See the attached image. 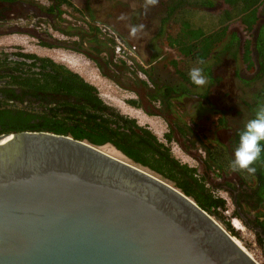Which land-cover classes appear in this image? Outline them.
Listing matches in <instances>:
<instances>
[{
    "label": "water",
    "instance_id": "95a60500",
    "mask_svg": "<svg viewBox=\"0 0 264 264\" xmlns=\"http://www.w3.org/2000/svg\"><path fill=\"white\" fill-rule=\"evenodd\" d=\"M0 264L259 263L148 168L68 135L21 131L0 135Z\"/></svg>",
    "mask_w": 264,
    "mask_h": 264
},
{
    "label": "trees",
    "instance_id": "16d2710c",
    "mask_svg": "<svg viewBox=\"0 0 264 264\" xmlns=\"http://www.w3.org/2000/svg\"><path fill=\"white\" fill-rule=\"evenodd\" d=\"M52 1L53 4L50 5V11L54 8L59 13V9L62 6L74 8L70 0ZM189 1L172 0L165 8V15L161 18L164 21L163 23L169 22L167 29L172 31L171 34L169 33L168 36H165V44L169 47L175 46L179 54L184 58L182 61L185 63L182 69L177 68L175 70L180 80L191 89L197 88L190 83L187 75L189 69L195 65V62L198 59H203L206 62L209 58L219 60L221 55L226 53H231L229 55L234 56L236 52L232 50L240 45L242 47L241 59L244 63L250 67L255 64L253 67L254 74L249 79H245L244 83L248 85H255L256 82L260 83L258 88L251 87L254 91H252L248 100H244L243 119L233 130L229 137L228 145L215 144L211 147H205L207 156L203 164H205L206 171L211 168L228 169L234 150L238 145L240 130L249 119L254 117L257 107L264 104V21L260 25L259 35L254 40L246 38L243 41H240L238 33L234 30L229 32V24L232 20L237 19L245 25L246 32L251 31L258 20V6L264 0H195V3H193L195 6L192 7L195 13L197 10L203 12V8H213L217 2H222L227 6L222 10V13L220 12L221 14L219 13L215 16L216 18L212 17V23L209 25L206 22L209 19H206V17L204 21L188 20L187 15L180 12L184 7H190L188 5ZM57 30L59 33L76 36L77 38L72 41L59 39L55 41V44L46 42H41V44L46 47H62L86 53L88 51L83 43L88 39V41L94 43L90 48L94 50L96 55L90 52L86 54L95 62L104 76L112 78L115 72L124 73L127 71L126 73H131L135 77L136 80L132 79L133 81L135 80V82L143 85L148 84L145 79L138 77L133 71L130 72L129 67L123 60L114 61L111 55L109 56L106 53L103 55L104 50L101 47L103 44L96 38L99 33L97 27L89 25L88 31L77 30L75 33H70L60 27ZM228 36L229 39L226 40ZM101 40H103V37ZM21 56L31 58L37 55L21 53ZM38 58L41 62H45L42 66L47 63L70 73L63 76L69 80L68 82L54 83V86L49 89L54 87L55 89L66 90L69 95L77 97L76 101L63 102L61 103L62 107H46L44 104L41 109L15 108L2 110L0 111V134L21 131H48L68 135L96 146L110 144L129 160L172 182L185 195L191 197L202 209L222 220L223 217L218 208L225 209L226 202L224 198L214 195L212 188L206 185V182H208L206 179L207 173L199 174L195 167L181 163L173 156L169 145L161 141L148 126L138 124L134 118L121 114L115 108L106 104L99 97L96 87L85 81L78 73L54 62L50 57L39 56ZM203 68L205 76L214 81L215 78H213L214 75L210 68L207 66ZM141 71L145 76L149 74L146 68L141 67ZM45 77H51V75H45ZM117 82L121 86L127 85L123 82ZM13 83H15L14 80ZM20 84L33 88L29 82ZM46 85H37L35 88L42 89ZM163 87V90L157 89L154 93L149 94L153 100L161 99L162 104H165L162 108L163 111L171 106V98L177 99L184 94H189L187 93L189 92V87H184L185 89H182V91L175 90L171 85H163ZM149 114L155 113L151 111ZM182 124L176 125V130L174 127H170V131L164 134L166 142H171L174 139L173 134L176 132L182 136L192 134V131ZM254 167L256 168L254 174L237 172L240 177V186L235 187L233 185L232 187L234 191H237L235 203L240 207L244 214L243 217L245 213H252V209L261 207L260 217L255 216L252 220L246 217L249 224L259 227L261 231H254L248 227L243 217L235 209L232 214L239 217L249 229L253 230L256 242L264 250V152L261 153V157ZM222 221L232 235L238 234L235 233L228 220L224 221L223 219Z\"/></svg>",
    "mask_w": 264,
    "mask_h": 264
},
{
    "label": "rangeland",
    "instance_id": "374dc122",
    "mask_svg": "<svg viewBox=\"0 0 264 264\" xmlns=\"http://www.w3.org/2000/svg\"><path fill=\"white\" fill-rule=\"evenodd\" d=\"M25 1L35 3L43 8L51 5V0ZM70 1L76 9H72V7L69 6L60 7L59 13L54 20L55 26L63 28L70 33H75L77 30L88 31L90 23L99 21L102 29H104L103 25L114 29L124 39L136 45L137 54L141 63L133 59V63H135L133 68L135 74L145 79L148 84L143 85L136 83L133 74L126 73L127 71L124 73L115 72L112 78L104 76L95 62L85 53L62 47L43 46L41 42L38 41L37 37L26 32L23 33L18 31L16 33L0 34V53L8 54L22 51L23 53H33L40 57H50L57 63L77 72L85 81L96 87L99 97L106 104L115 108L121 114L134 118L138 124L148 126L161 141L169 145L173 156L181 163H185L190 167H195L199 174L207 173L206 179L208 182H206V185L212 188L211 190L214 195L225 199V209L229 210L231 213V215L228 216L221 212L223 217L222 220L229 221V218L234 217L232 214L234 210L232 197L226 189H222L219 185L224 183V177L235 185H240V177L237 175V172H232L229 168H224L222 170L211 168L206 171L205 164L198 161L197 157H200V159L204 161L207 156L206 150L204 151L202 145L206 148L215 144L222 146L228 145L229 137L233 130L243 119L244 100H248L252 91H254L251 87L258 88L260 86L259 82H256L255 85L244 83L245 79H249L254 74L253 67L255 64L250 67L244 63L241 59L242 47L240 45L232 50L236 52L234 56L229 55L231 53H226L224 55L222 54L219 60L209 58L202 67H209L213 72V78H215V80L213 81L206 77L208 83L202 88L191 89L188 86L189 94L171 100V110L167 112L166 115L170 121L171 119L174 120V123H177V120L183 123L188 122L190 125L194 123L195 128L197 127L198 129V133L194 131V134L182 136L178 135L176 132L173 134L174 139L171 142H166L164 134L170 131L167 122L159 116L147 115L141 108H135L130 105L129 101H138L139 95L135 89L136 87L144 99L147 97L149 98V94L154 93L157 89L163 90V85H171L177 91H182V89L187 87V84L180 80V77L175 71L177 68L182 69L185 63L182 61L184 58L179 54L175 46L169 47L164 42L166 39L165 36H168L169 33L171 34L172 31L171 29H167L169 22L163 23L164 21L161 20V18L165 15V8L172 0H159V3L152 7L147 13H145L142 8L143 0ZM189 2L188 5L190 7H184L180 12L186 14L188 20L204 21L206 17V19H209V21H206L208 23L207 25L212 23V17L216 18L215 16L220 12L222 13V10L227 7L224 3L217 2L213 8H203V12L197 10L195 13L192 9V7L195 6L193 5L195 0H190ZM257 16L258 20L251 31L246 32L244 28L245 25L239 22V20L234 19L229 24V32L234 30L238 33L237 35H239L240 41L246 38L254 40L259 35L260 25L263 24L262 21H264V2H261L258 6ZM38 22L39 23H36V27L40 31H46L57 38L67 36L54 30L55 27L52 28L43 20H39ZM28 24L29 22L25 23V25ZM140 24L145 25L144 30L136 37H132L130 35V27ZM98 32L103 33L101 30ZM99 33L97 34L98 41H101L103 44H101L103 48L101 49L104 50L103 55L106 53L112 57L113 51L111 45L108 44L106 40H101L103 36L101 34L99 35ZM228 39L229 36L226 40ZM86 42V50L96 55L94 50L90 48L94 43L88 41V39ZM141 67L144 69L146 68L149 74L145 76L140 70ZM132 79L135 80L133 81ZM117 81L127 85L121 86ZM137 85H140V87ZM208 96L210 99H208ZM143 102L146 103L145 101ZM140 103L142 104L141 101L137 104ZM146 108L148 107L146 106ZM199 133L205 136L201 137ZM100 149L115 157L130 162L127 157L115 151V148L110 144H104L100 146ZM222 175H224V177ZM212 178L220 179V182L214 181ZM260 209L261 207L252 209V213H245L244 217L251 220L254 219L255 216L260 217ZM241 214L244 215L242 212ZM212 216L226 228L221 219H218L214 215ZM236 218L241 222L239 217ZM245 228L249 236H245L241 230H236L237 228L235 229L234 227L233 229L235 233H238L237 235H232L228 230L227 231L240 240L246 250L254 255L255 260H257L259 264H263L264 250L256 242L253 230L249 229L247 226H245Z\"/></svg>",
    "mask_w": 264,
    "mask_h": 264
},
{
    "label": "flooded vegetation",
    "instance_id": "af4514ba",
    "mask_svg": "<svg viewBox=\"0 0 264 264\" xmlns=\"http://www.w3.org/2000/svg\"><path fill=\"white\" fill-rule=\"evenodd\" d=\"M50 4L51 5L53 4L52 0ZM57 14L58 12L54 8L53 10L50 11V5H48L46 8H43L40 5L25 0H0V34L4 35L8 33H16L18 31L23 33L26 32L37 37L39 42H46L52 44H55L56 43L55 41H58L59 39H64L65 41H72L73 39H76L77 37L68 36V35L63 38H57L56 36L51 35L46 31H40L37 29L36 23H39L38 22L39 20H43L47 22L52 28L55 27L54 30L58 31L57 30L58 27L55 26V22H54V20L57 17ZM27 22H29V24L25 25V23ZM96 22L97 21H93V23H90L91 27H95L94 24ZM96 38L98 39V35H96ZM103 39L106 40V38ZM83 44L84 46H86L87 42H84ZM88 52L86 53L88 54ZM21 53L23 52L18 51L15 53H8V54L0 53V111L7 109L12 110L15 108L41 109L42 105L44 104L46 105V107H57V106L62 107L61 103L63 102L76 101L77 97L73 95H69L66 90H63L61 88L55 89L54 87L52 89H49L52 86H54V83L60 84L63 82H68L69 80L65 79L63 76L69 75L70 74L69 72L62 70L57 66L49 65L47 63L44 64V66H42V64L45 62H41L38 58L39 57L38 55H37L38 57L35 56L28 58L21 56ZM45 75L48 76L51 75V77L46 78ZM13 80L15 83H13ZM22 82H26V83L29 82L30 84H32L33 88L22 86L20 84ZM136 83L141 84L139 82ZM41 84H47V85L45 86V88L42 89L35 88L37 87V85L40 86ZM137 86L140 87V85ZM135 89L138 92L139 99L138 101L130 100L129 101L130 105H132L135 108L137 107L141 108V110L145 112L147 115L161 117L167 122L169 128L174 127L176 130L177 128L176 125L183 123L181 121L179 122L178 120H177L178 123H174V120L171 119L170 121V119L167 118L166 116L167 112H169L171 108L169 107V109H165L163 111L162 108L164 107L165 104L164 105L162 104L161 99L153 100L149 96V98L147 97L146 100L144 99L138 88L136 87ZM186 95L187 94H184L183 96ZM208 99H210L209 96ZM142 100L145 101L146 103H144ZM171 100H174V98H171L170 101ZM140 101L142 102V104L141 103L137 104ZM146 106L148 108H146ZM151 111L155 114H149V112ZM183 124L186 125L192 131L193 134L194 131L195 132L198 131L197 127L195 128L194 123L190 125L188 122L186 123L184 122ZM177 134L180 135L178 132ZM200 136L204 137L205 135L200 134ZM202 148L205 151V146L202 145ZM115 151L122 154L116 148ZM197 160L203 164V161L200 159V157H197ZM222 176L224 177V175ZM213 180L220 182L219 181L220 179H213ZM233 185L235 187L240 186V185H235L230 180H227L224 177V183L222 185H219V187H221L222 189L223 188L226 189L228 193L231 194L234 209L237 211V213L240 216H243L241 214L242 211L240 207H238L237 204L235 203L237 191L233 190L232 187Z\"/></svg>",
    "mask_w": 264,
    "mask_h": 264
},
{
    "label": "clouds",
    "instance_id": "9594fccd",
    "mask_svg": "<svg viewBox=\"0 0 264 264\" xmlns=\"http://www.w3.org/2000/svg\"><path fill=\"white\" fill-rule=\"evenodd\" d=\"M158 3L159 0H143L142 8L147 13ZM144 28L143 24L131 26L130 35L136 37ZM204 64L203 59H198L195 66L191 67L187 73L190 83L197 88H202L208 83L202 67ZM262 152H264V104L257 107L254 117L249 119L240 130L238 145L228 167L232 172L254 174L256 172L254 165L260 159Z\"/></svg>",
    "mask_w": 264,
    "mask_h": 264
},
{
    "label": "built area",
    "instance_id": "2783aa9c",
    "mask_svg": "<svg viewBox=\"0 0 264 264\" xmlns=\"http://www.w3.org/2000/svg\"><path fill=\"white\" fill-rule=\"evenodd\" d=\"M94 25L95 27H97L98 31L101 30L103 32L100 34L103 36V38H106V41L108 40V43L111 45V49L113 51L112 58H114V61L120 59L123 60L129 67L130 72L133 71L135 73L133 68V65L135 63H133V59L141 63L140 58L137 54L136 45L124 39L121 35H119L114 29L110 28L109 26L103 25L104 29H102L99 21H97ZM218 210L223 212L225 215H231V213L227 209L218 208ZM233 219L235 218H229V222H231V224Z\"/></svg>",
    "mask_w": 264,
    "mask_h": 264
},
{
    "label": "bare ground",
    "instance_id": "6f19581e",
    "mask_svg": "<svg viewBox=\"0 0 264 264\" xmlns=\"http://www.w3.org/2000/svg\"><path fill=\"white\" fill-rule=\"evenodd\" d=\"M102 151H103V150H102ZM103 152H105V151H103ZM105 153H106V152H105ZM106 154H108V155H110V156H112V157H114V158H116V159H119V160H122V161H125V162H129V161H126V160L120 159V158H118V157H115V156H113V155H111V154H109V153H106ZM232 225H233L234 228H237V230H238V229L241 230L245 236H249V235H248V231H247V229L245 228L244 225H242V223H241L238 219H236V218L233 219V220H232ZM232 237H234V238L238 241V243L242 246V248L246 251V253H247L252 259L255 260L254 255H253L251 252H249L248 250H246V248L243 246V244L240 242V240H238L235 236H232ZM256 261H257V260H256Z\"/></svg>",
    "mask_w": 264,
    "mask_h": 264
}]
</instances>
